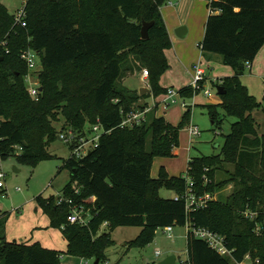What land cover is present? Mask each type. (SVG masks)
<instances>
[{"label":"trees","instance_id":"1","mask_svg":"<svg viewBox=\"0 0 264 264\" xmlns=\"http://www.w3.org/2000/svg\"><path fill=\"white\" fill-rule=\"evenodd\" d=\"M169 1L26 0L23 26L0 1V158L16 155L20 162L35 165L51 157L47 148L59 134L53 122L60 117L66 122L61 129L78 136L84 135L86 125L98 124L106 132L97 146L81 158L70 154L64 162L70 180L60 194L70 197L71 204H57L53 195L36 197L50 226L60 228L66 239V255L98 258L100 264L114 244L110 230L115 227H141L128 245L143 248L158 228L189 224L224 235L234 249L232 257L221 256L188 231L189 264H235L246 255L252 264H264V223L255 233V221L241 214L246 207L264 204V134L258 133L252 114L261 103L240 80L264 44V0H207L210 14L199 47L203 56L220 57L233 74L215 80L224 93L220 103L206 107L213 123L225 115L235 120L220 154L191 158L179 175L160 166L157 176L151 177L155 157L174 156L190 108L176 125L154 111L138 125L121 126V122L129 111L146 106L136 104L140 98L167 92L159 81L169 68L164 51L171 41L160 8ZM144 22H153L147 38L141 36ZM27 48L41 61L37 99L30 96L25 82L28 66L21 54ZM143 68L150 92L139 94L121 80ZM203 83L196 90L183 86L178 94L191 97ZM218 106L224 117L217 116ZM15 146L22 148L20 153H15ZM223 162L232 169H225ZM220 169L222 178H216ZM207 176L211 181L205 183ZM188 179L197 196L213 194L229 183L233 188L225 198L216 196L204 207L187 210ZM161 189L174 191L176 198L161 196ZM90 197L94 202H85ZM74 205L89 209L86 225L67 223ZM5 222L6 212L0 211V264H61L57 250L38 242L7 241Z\"/></svg>","mask_w":264,"mask_h":264},{"label":"rangeland","instance_id":"2","mask_svg":"<svg viewBox=\"0 0 264 264\" xmlns=\"http://www.w3.org/2000/svg\"><path fill=\"white\" fill-rule=\"evenodd\" d=\"M0 1L12 14H16L23 2V0ZM194 48L199 50V44H197V46L195 45ZM263 59L264 51H260L257 62L261 72L257 71L255 68H246L244 73L240 76L241 82L247 86L249 93L254 95L261 103L260 107L252 113L255 118L259 134H264ZM35 60L37 67L28 69V76L25 77L27 87L31 85L32 81L37 80V70L41 67L40 56H38V54H36ZM219 60L215 59V63L212 62V64L215 65L218 63L221 64V67L209 69L210 74L203 83L202 88H200L193 96L188 98H179V96L175 95L176 101L172 102L165 108L167 112V114H165L167 121L177 124V121L181 120L183 112L187 107H189V121L179 130V144L177 146L178 154L171 157H155L150 169L151 177L157 176L161 162L165 163L163 165L166 166V169L171 174L174 173L179 175L180 173L182 174L186 171L188 158L191 160V158L196 156L220 154L225 135L230 132V124L235 119L226 115L224 117L222 109L218 106L217 116L219 118L224 117V119L221 122L217 121L213 123L208 108L206 107L208 104H216L220 99L217 94V83L215 81L216 77L223 74L220 72V68H223L222 71H224V67L228 68L229 71L231 69L230 66L224 65ZM203 62H205V60H203ZM139 71H134L132 74H128L126 77L122 78V83L132 90L138 89L140 85L143 84L139 81L142 80L141 76L139 77ZM191 71L192 74L195 71L193 66L191 67ZM215 72L217 75H215ZM206 89L209 91V94H205ZM145 99L140 98L136 104H145ZM150 108L153 110L155 107L153 105ZM144 109L146 108L144 107ZM147 109V113H150L148 107ZM53 124L59 133L68 134V132H66L68 130L61 129L62 125H66L64 118L60 117V119L53 122ZM192 124L198 126L200 133L199 135L192 136L190 143L188 140L189 126ZM91 128V126L86 125L84 133L86 135H90ZM69 130L72 131L71 129ZM72 134L76 136V133ZM149 141L150 135L147 137V144ZM73 147L74 139L65 142L64 140L59 139L57 135V138L51 141L47 148L52 156L39 160L35 165L20 162L16 155H9L3 159L0 158V168L5 175L3 177L4 187L0 191V211L2 213L6 212L7 223L4 234L8 241L16 240L17 242L24 243L26 241L33 242L37 240L40 235H44L41 228H43V223L50 222V218L48 214L45 213L37 204L36 197L38 195H42L44 197H49L51 195L58 197L61 195L60 193L62 192L64 186L70 180V170L63 165L65 160L70 156V154H72ZM222 166L228 170L232 169L231 164L227 162H223ZM222 174V169L218 170L216 172V178H222ZM210 181L211 179L208 176L204 180L205 183ZM232 188L233 183H229L211 195L214 198L216 196L225 198L232 192ZM160 195L167 198H174L175 192L168 189H161ZM105 229L109 231L108 226ZM140 230L141 227L138 226H118L113 230H110V235L114 244L108 247L105 251L107 254L106 263L103 262L100 264H115L116 262H119L120 264H156L159 260L169 254H174L176 256L175 264H183L182 262L187 261L186 226H173L171 238L163 232L162 228H158L153 241L145 247L139 248L129 246V241L134 239L139 234ZM61 236V239L63 240L64 237L63 235ZM156 248H158L161 253L158 257L155 256L154 253ZM62 256L63 255L61 254L60 261L67 260L64 264H75L76 261L78 263L80 262V258L69 255ZM83 261H88L89 264H92L94 258L83 259ZM247 261L248 264H252L250 260L247 259ZM255 261L257 262V259Z\"/></svg>","mask_w":264,"mask_h":264},{"label":"crops","instance_id":"3","mask_svg":"<svg viewBox=\"0 0 264 264\" xmlns=\"http://www.w3.org/2000/svg\"><path fill=\"white\" fill-rule=\"evenodd\" d=\"M160 11H161V15L163 17L165 26L167 28L169 39L171 41V47L165 49L164 51L167 61L169 63V68L162 74L160 81H159L160 85L163 87H166L167 89L172 88L176 90L177 92L179 88L186 86V85H191L193 81V76H194V73L192 74L191 67L198 63L205 71L204 72L205 77L203 80V82H205V80L208 78L210 74L209 73L210 68L221 67L220 66L221 64H218V63L215 65L212 64V62L215 63V59L217 60L220 59L218 58L217 55L203 56L201 49L198 48L199 50H196L194 48L195 45L197 46V44L201 42L203 35H204L205 23H206L208 15L210 14L208 1L207 0H171L167 4L163 5L160 8ZM181 26L185 27V31L177 32V28ZM182 34L183 36H180ZM260 51L261 52L264 51V44L261 47V49L258 51V53L256 54L254 60L252 61L250 65V68H255L259 72H261V69L258 66L257 59H258V55ZM203 60H205V62H203ZM219 61H221V59ZM262 62H264V59L262 60ZM222 70L223 68H220V72H222L223 74L219 77H216V79L222 78L225 76H231L233 74L232 69H230L229 71L228 68L224 67V71ZM215 75H217L216 72H215ZM139 77H140V74H139ZM139 81L143 84L140 85V87L135 90H138L139 92V89L141 88L149 89L146 79H142ZM149 92L150 90L148 92L144 91L142 93H149ZM161 97L162 95L159 97H153L151 95L147 97L144 100V103L146 104L145 108L148 107L150 112L154 111V115L163 116L166 119L165 114H167V112L165 108L169 106L170 104L169 105L163 104L160 101ZM179 98H181L180 95H179ZM220 101L221 100L219 99L217 103H220ZM153 105L155 108L151 110L150 107ZM179 122L180 120L177 121V124ZM171 124L176 125V123H171ZM191 137L192 136L189 134L188 140L190 143H191ZM172 152L174 155H177L178 154L177 147H175ZM189 160L190 158H188V162ZM163 164L165 163L161 162L159 167L163 166L170 175H176L174 173L171 174L166 169V166ZM1 189L2 188H0V191ZM6 223H7V220L5 222V227H6ZM41 230H43L44 235H40L37 238V240L33 242L26 241L25 243L31 244L34 242H38L40 243L41 246L45 248L57 250L63 256H66L65 250L67 246V241L65 238L63 239L64 241L61 239L62 234H61L60 228L56 229L50 226V222H45L43 223V228H41ZM4 233H5V228H4ZM62 246H65V247H62ZM81 260L82 259L80 258V262L78 263L76 261L75 264H81ZM65 262H67V260L65 261L62 260L61 264H64Z\"/></svg>","mask_w":264,"mask_h":264},{"label":"built area","instance_id":"4","mask_svg":"<svg viewBox=\"0 0 264 264\" xmlns=\"http://www.w3.org/2000/svg\"><path fill=\"white\" fill-rule=\"evenodd\" d=\"M26 0H23L21 7L17 10L16 14H14V19L16 23L21 24L22 26L25 25L24 23V17H25V6ZM35 52L32 51L30 48L25 49L22 54L21 58L26 62L28 69H33L37 67V63L35 60ZM194 68V76L193 81L191 83V86L193 89L199 88V82L204 80V69L200 66V64H195L193 66ZM247 68H250V64L247 65ZM39 70V69H38ZM37 70V71H38ZM141 79H147L148 72L146 68L141 69L140 71ZM28 76V74L26 75ZM38 80V79H37ZM34 80L31 82V85L28 86L29 94L33 97V99H37L38 93H39V81ZM205 94H209V91L206 89ZM175 95L179 96L178 92L172 88H168L167 92L162 95L161 102L165 105H169L172 102H175ZM184 103V101L182 100ZM186 106V105H185ZM148 109H142V110H132L125 114L124 119L121 122V126H133L138 125L141 122L146 120ZM68 134L59 133L58 138L61 140H64L65 142L70 141L74 139V147L72 151V155L76 158H81L82 156H85L91 149L97 146L99 137L101 133L106 132L104 131L100 125L95 124L91 128V134L81 136H74L72 131L68 130L66 131ZM200 130L198 126L196 125H190L189 126V134L191 136L199 135ZM15 153L18 154L21 152L20 146H15ZM4 173L0 168V188L4 187L3 177ZM188 185L189 188L185 193V201H186V208L187 210H192L197 207H204L208 200L213 199L214 197L209 194L205 193L204 195L197 196L192 190V181L188 179ZM74 192H77V189H74ZM176 198V195L174 196ZM95 200V197L88 198L85 202L93 203ZM57 204L61 202H66L68 204H71L72 200L70 197H65L59 195L56 198ZM75 206V205H74ZM242 216L246 219H249L250 221H255V227L254 232L258 233L260 231V228L262 226V223H264V204L261 206L256 207V209H250L246 207L242 212ZM90 218V213L88 208H84L83 205H78L75 207H72L70 209V212L67 215V223L69 224H80V225H86L88 223V220ZM107 222L103 223V226L106 225ZM187 228V231H190L191 234L197 238H200L204 240L210 248H212L216 253H218L221 256H230L232 257V253L234 249L230 248L228 245V241L225 238L224 235L218 234L216 232H213L205 227H191L189 224L185 225ZM172 226H165L163 227V232L167 234L168 237H172ZM155 256H160V250L156 248L154 250ZM249 257L246 255L242 261L236 262L235 264H248ZM106 263V262H104ZM183 264H189L187 261L182 262ZM81 264H89L88 261L84 262L83 259L81 260ZM250 264V263H249Z\"/></svg>","mask_w":264,"mask_h":264},{"label":"water","instance_id":"5","mask_svg":"<svg viewBox=\"0 0 264 264\" xmlns=\"http://www.w3.org/2000/svg\"><path fill=\"white\" fill-rule=\"evenodd\" d=\"M153 22H150V23H146L144 22L143 25H142V28H141V36L142 38H147L148 37V28L150 27V25L152 24ZM185 31V27L184 26H181L179 28H177V32H183ZM180 36H183L180 35ZM0 59H2V56H0ZM42 87L40 86L39 87V90L41 91ZM216 90H217V94L218 95H222L224 93V89L221 85H217L216 86ZM148 92L149 89L147 88H141L139 89V93H142V92ZM99 263V259L96 258L94 259L93 263L92 264H98ZM176 263V256L174 254H169L167 255L166 257L162 258L161 260H159L156 264H175Z\"/></svg>","mask_w":264,"mask_h":264}]
</instances>
